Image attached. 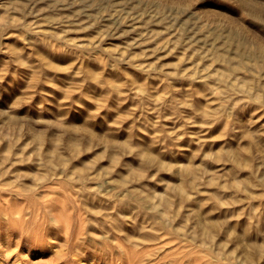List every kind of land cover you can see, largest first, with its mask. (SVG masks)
<instances>
[{"label":"rangeland","instance_id":"1","mask_svg":"<svg viewBox=\"0 0 264 264\" xmlns=\"http://www.w3.org/2000/svg\"><path fill=\"white\" fill-rule=\"evenodd\" d=\"M0 264H264V0H0Z\"/></svg>","mask_w":264,"mask_h":264},{"label":"bare ground","instance_id":"2","mask_svg":"<svg viewBox=\"0 0 264 264\" xmlns=\"http://www.w3.org/2000/svg\"><path fill=\"white\" fill-rule=\"evenodd\" d=\"M15 207V206H14ZM19 208V207H18ZM13 211V210H12Z\"/></svg>","mask_w":264,"mask_h":264}]
</instances>
